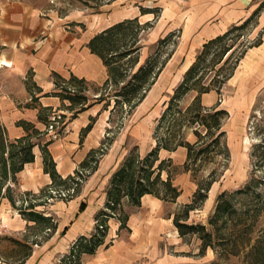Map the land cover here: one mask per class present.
<instances>
[{
  "label": "rangeland",
  "instance_id": "374dc122",
  "mask_svg": "<svg viewBox=\"0 0 264 264\" xmlns=\"http://www.w3.org/2000/svg\"><path fill=\"white\" fill-rule=\"evenodd\" d=\"M14 1L29 3L41 16L52 19L50 25H70L72 30L86 34H97L117 22L136 18L133 35L130 33L128 37L135 38L139 49L134 54L135 62L128 57L120 61L126 68L117 77L123 82L116 83L113 73L107 81L109 67L102 59L107 76L101 82L86 80L84 87L76 88L75 92L60 88L63 94L86 96L83 104H63L69 111L61 119L53 120L58 110L40 105L39 99L27 103L38 107L42 114V118L38 115L42 129L32 123L39 132L32 130L30 136L41 152L47 140L55 139V132L63 134L68 121L82 107L98 111L89 117L91 129L84 133L88 124L82 128L83 141L95 127L97 130L91 134L92 148L85 157V166L80 163L73 174L62 176V180L55 183L52 180L38 192L20 188V171L16 173V181L11 177L0 181V264H60L80 236L100 232L98 225L103 220L107 230L104 241L94 253H82L83 264L262 262L264 248L257 255H250L247 244L248 237L264 230L261 207L264 199V0H0V8ZM244 22L243 27L224 40L234 48L228 61L213 63L209 56L203 62L209 66L204 67L205 74L197 87L209 86V90L200 93L192 88L173 100L204 43ZM109 57L117 60L116 56ZM148 63L155 65L156 71L160 67L161 70L142 100L117 97L115 94L125 91L122 87L133 73ZM32 73L29 70L25 81L28 90ZM7 78L0 70V89ZM32 88L37 90L33 85ZM89 88L90 96L87 95ZM95 92L98 96L92 95ZM197 96L201 115L217 109L226 111L220 128L213 126L212 134L205 135L209 129L200 124L195 109L188 110ZM68 101L71 100L68 98ZM171 103L167 117L161 121ZM52 122L55 127L50 131ZM0 128L7 143L17 142L18 138L9 135L1 117ZM196 131L204 134V138L200 139ZM221 131L224 134L217 143L215 140ZM159 141L171 148H161L152 179L159 171L162 180L170 175L181 194L175 200H167L146 193L140 204L124 196L116 208L107 207L111 178L116 170L132 153L145 157ZM180 141L194 144L192 156L187 146L177 144ZM203 146L205 150L199 152ZM208 185V197L186 215L184 204L193 199L200 186L204 189ZM246 187H249L248 193H238ZM160 190L164 193L163 186ZM222 192L236 207L249 211L247 220L239 223L235 218L233 223H239L238 226L226 224L235 240L219 241L222 244L217 245V250L208 247L203 252L199 236L182 235L175 216L180 213L183 222L208 225ZM90 199L92 204L86 212ZM83 202L87 207L81 211ZM32 212L42 216L31 219L28 213ZM102 212L109 214L102 216ZM222 222L219 226L224 227ZM240 229L244 231L242 235ZM222 247L237 254H227Z\"/></svg>",
  "mask_w": 264,
  "mask_h": 264
},
{
  "label": "trees",
  "instance_id": "16d2710c",
  "mask_svg": "<svg viewBox=\"0 0 264 264\" xmlns=\"http://www.w3.org/2000/svg\"><path fill=\"white\" fill-rule=\"evenodd\" d=\"M143 10H145L144 12H146L147 9ZM257 10H259V8ZM148 11L152 10L148 9ZM136 20V18H130L117 22L104 29L103 31L95 34L89 42V47L91 48L92 52L98 54L104 60L105 64L109 67L110 76L107 81L111 79V73H113L115 74L116 83L118 81L123 82V80H119L117 77L120 74L123 75V71L126 68L123 67L124 63H121L120 61L128 57V59L132 58V60H134L135 62L134 54L139 49V47L135 46V38L128 36L135 29ZM245 22L240 25H233L225 33L217 35L216 37H213L204 43L201 53L197 56L196 60L186 71L182 83L177 88L176 95L174 96V98H172L173 100L177 97L182 96L192 88L198 89L197 86L199 84V81H201L205 74V72L202 71L206 70L204 69V67L206 68V66H209L203 65V62H205L207 58L209 59V56L211 57V60L214 61L213 63L221 62L223 59L224 62H226L231 58L234 51L233 45L224 43V40L233 31L239 29L240 27H243ZM217 49L219 50L216 51ZM109 56H116L117 60L112 61ZM155 67V65H150L149 63L140 66V68L131 76V80L122 87L125 89V91L118 92L115 95L117 97L125 96L126 100L129 101H132L134 99H138L139 101L142 100L150 85L154 83L159 70H161L160 67L158 71H156ZM54 75L59 76L56 72H54ZM71 80L74 81L78 86L84 87V79H79L73 76ZM30 82H33L32 78ZM198 90L200 91V93H203L209 90V86L199 88ZM70 92L68 94L59 92L58 94L62 98H69L73 104H83L82 99H86L85 95H73ZM97 98H101V96ZM118 100L119 99L117 98V101ZM171 107L172 103L163 113L161 121L165 120L168 114V110H170ZM85 108H87V106L80 108V110H84ZM194 109L196 110V116L200 117V124L206 126V128L209 129V131H207L205 135L212 134L211 130L213 126L220 128L222 115L226 113V111L223 109H217L214 112H210L206 115H201L199 96H197L193 105L188 108V110ZM40 118H42V114H40ZM211 120L212 123H210ZM19 124H22L27 130L32 127L33 132H39L38 129L36 127H33L34 125L30 122L19 121ZM91 126V123L88 124L83 129V132L86 133L84 130H90ZM84 133L83 135L81 134V142L83 141ZM196 133L200 139L204 138L205 136L199 131H196ZM223 134L224 131H221L219 133L217 139L215 140L217 141V143H220V139ZM30 136L31 134L29 133L18 138L17 142L13 141L11 143H7L0 128V181H2L3 179H8L9 177L16 181V173L21 171L26 163L35 160V153L33 151V148L36 143L31 141ZM51 142L52 139L47 140L42 145V154L45 172L51 175L53 183H55L58 180H62L63 177L57 170L56 162L49 149V144ZM177 144L187 146L189 156L193 155L194 144L185 141H180ZM8 146H10L8 157H5L4 153L6 152ZM162 147L171 148L166 143H161L159 141V143L155 147H153L145 157L141 158L138 154L132 153L126 160H124L122 165L116 170L111 178L112 187L108 191L109 201L107 207L116 208V205L121 202V199L124 196H127L134 204H140L142 196L146 193H153L160 198L167 200H175L181 194V190L177 185L174 184L170 175L166 180H162L161 172L159 171L152 179V174L156 171L154 165L159 159V153ZM204 150L205 146L201 147L199 152ZM89 154L87 156H89ZM86 162L87 158L81 163V166H85ZM164 162V160L160 162V169L162 168V164ZM162 186L164 188V193L162 190H160V187ZM209 187L210 185L204 187L203 189V187L200 186L194 194L193 199L190 202L184 204L183 210L186 215H189V212L191 210L196 209L200 205L198 203L199 201H203L208 197ZM248 188L249 187H246L245 189H239L238 193H248ZM86 207L87 204L83 202L80 210L83 211ZM261 207L262 209H264V199ZM248 212L249 211L246 208L239 209L238 207H236L233 201L226 197V193L222 192L218 198L216 211L214 215L210 216L208 225L204 223L183 222L179 217L180 213L175 216V224L182 235L188 233L197 234L202 240L201 249L203 252L206 251L208 247H213L217 250V245L222 244L217 242L227 240L228 238L235 240L232 236L233 232L230 233V228L228 229L226 224L229 226L231 224H233L234 226H238L239 223H241L243 220H247L246 216ZM28 214L30 215L29 218L34 220H37L38 216H42L33 212ZM108 214L109 213L107 212H102L101 215L103 216ZM235 218L239 219V223H233ZM220 220H223L222 223L224 224V227L219 226ZM105 226L106 225L103 220V222L98 225V229L100 231L99 233H95L92 235L85 234L80 236L71 247V250L61 258L60 264H83L81 260L82 253H94L97 250L98 246H100L104 241V236L107 232ZM225 228L227 229V231H225ZM244 228L246 229V223L244 225ZM67 229L68 227L66 228V230ZM240 233L242 235L244 231L240 229L239 234ZM234 242L236 243V241ZM263 243L264 230L261 234H258L255 237H248L247 246H250V255H257L260 252V249L264 248ZM222 248L223 250L227 251V254H237L235 251H229L228 247ZM251 264H264V260L262 262L253 261Z\"/></svg>",
  "mask_w": 264,
  "mask_h": 264
},
{
  "label": "crops",
  "instance_id": "0c3cea01",
  "mask_svg": "<svg viewBox=\"0 0 264 264\" xmlns=\"http://www.w3.org/2000/svg\"><path fill=\"white\" fill-rule=\"evenodd\" d=\"M51 23L52 19L41 16L27 2H8L0 8V70L8 77L0 89V117L14 138L31 134L33 130L32 127L25 129L19 121L33 123L42 129L43 123L38 120L39 108L27 103L39 99L40 105L57 109L53 118L61 119L62 114L69 111L63 104L72 102L58 94L62 91L60 88L75 92L80 86L71 80L73 76L89 83H99L107 76L102 58L89 47L95 34L72 30L70 25ZM29 70L33 72V82H27L28 90L25 81ZM32 85L37 90H33ZM52 92L53 95L48 94ZM91 93L89 88L87 95ZM92 95L98 96L96 92ZM97 112L92 108L84 109L68 121L62 135L55 132L49 149L62 176L73 174L91 150L90 137L96 134L97 127L82 143L81 130L88 124L90 115ZM33 151L35 160L24 165L18 173V180L23 191L38 192L52 183V177L45 172L39 145H35ZM91 202L90 199L86 212Z\"/></svg>",
  "mask_w": 264,
  "mask_h": 264
},
{
  "label": "built area",
  "instance_id": "2783aa9c",
  "mask_svg": "<svg viewBox=\"0 0 264 264\" xmlns=\"http://www.w3.org/2000/svg\"><path fill=\"white\" fill-rule=\"evenodd\" d=\"M53 120H57V117H54L53 118ZM56 123L58 122V121H55ZM54 127H55V124L52 122L51 124H50V131H53L54 130Z\"/></svg>",
  "mask_w": 264,
  "mask_h": 264
}]
</instances>
